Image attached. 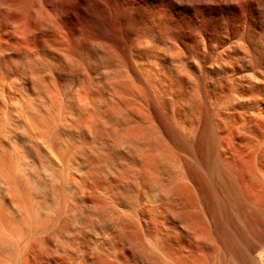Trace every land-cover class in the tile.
<instances>
[{
    "label": "bare ground",
    "instance_id": "1",
    "mask_svg": "<svg viewBox=\"0 0 264 264\" xmlns=\"http://www.w3.org/2000/svg\"><path fill=\"white\" fill-rule=\"evenodd\" d=\"M67 19L65 0H0V122L13 126L12 131L0 128V264H39L45 256L59 264H104L98 255L101 242L106 240L113 250L130 228L115 212L116 205L123 203L135 211L144 197L158 204L159 193L166 201L176 190L187 191L178 158L151 125L140 102L142 94L133 85L114 87L130 112L115 104L109 113L90 110L81 79L80 40L75 37L73 57ZM259 51L256 47L255 56L252 52V68L264 79V55ZM71 72L76 75L73 82L68 80ZM241 79L217 81L216 86L210 82L214 87L210 90V105L218 122L216 128L250 136L247 143L243 140L249 151L247 163L246 158L223 147L220 162L211 167L214 194L210 199V238L204 233L199 241L184 229L157 235L142 228L149 251L158 256L157 264H207L209 258L210 263L224 264L228 240H219L213 229L221 227L230 241L238 237L253 241L258 221L264 222V89L258 84L260 78L251 85ZM179 85L177 100L185 113L189 109L185 87ZM191 108L189 126L199 118L198 107ZM118 116L121 125L116 130ZM97 121L107 136L110 134L127 150L117 174L108 170L109 175L103 176L99 172L102 165L95 166L85 153L90 145L87 136L97 129ZM177 124L186 129L184 122ZM123 183L133 184L136 194L126 189L121 193ZM106 209L111 210L115 222L105 216ZM123 218L130 219L127 215ZM176 221L201 223V217L183 213ZM196 248L204 255L199 256ZM120 257L118 264H129Z\"/></svg>",
    "mask_w": 264,
    "mask_h": 264
},
{
    "label": "rangeland",
    "instance_id": "2",
    "mask_svg": "<svg viewBox=\"0 0 264 264\" xmlns=\"http://www.w3.org/2000/svg\"><path fill=\"white\" fill-rule=\"evenodd\" d=\"M65 2L68 13L67 32L73 57L76 55L75 37L78 36L80 40L81 79L84 81L90 110L94 113L97 110L109 113V108L114 104L125 109V102L117 95L114 87L127 83L133 85L142 94L140 102L150 118L151 125L178 158L187 187V191L183 189L185 192L182 190H176L175 194L172 192L175 196L170 193L172 198L179 196V192L178 200L172 198L170 201L168 195L166 201H170L168 203L171 205L165 201L166 197L159 193L160 191H157L158 204L144 197L142 202L138 203L142 205H139L140 208L137 206L135 211H130L123 203L116 205L114 210L121 215L124 222L126 221L125 225L130 227L126 229L131 232H128L131 236L128 235V230H125L120 236V238L124 236V240L119 239L120 246L117 245L118 248L114 246L113 250L110 249L109 243L103 240L98 255L99 259L103 257L101 260L105 262L100 260V263L118 264L119 256H123L120 258L125 262L128 260L129 264L160 263L157 254L155 257L152 250L149 251L150 248L142 236L144 232L141 231L144 229L143 231L160 235L172 229L181 231L184 229L188 236L199 241L203 240L204 233L210 238V220L213 215L212 210L210 212V205L212 207L210 199L214 194L211 191V167L218 162L217 160L220 162L219 153L223 147H227L237 157L241 155L242 159L246 158L245 162L248 160L249 151H246L243 140L249 141L250 136L247 134L243 136L238 132L228 133L222 128L215 127L217 120L213 117V107L210 105V90L214 88V84L217 85V81L227 82L230 78V81H239L237 79L239 77L241 79L242 72V75H245L242 77L247 80L241 79L244 80V84L251 85L256 78H260L261 83L256 80L252 84L258 83L260 89L261 87L264 89V79L258 77L260 75L253 69L256 47L257 51L260 50L259 52H263L264 55V0H65ZM238 57H240L238 62L237 59L234 61V58ZM233 62L239 64L234 65ZM239 70L242 72L239 73ZM75 77V73L71 72L68 80L73 82ZM210 82H213L212 89ZM179 84L185 87L186 104L189 108L185 109V113L184 110L181 111L183 107L180 108L177 100ZM194 105L198 107L199 118L189 126L191 120L189 112ZM120 120V116L117 119L115 117L116 130H119L117 125H121ZM180 121L184 122L186 129L179 128L177 122ZM96 124L97 129L93 130L92 136H87V143L90 145L85 148V153L92 163L96 164L95 166L102 165L99 172L103 176H108L110 170L117 174L127 150L110 134L109 136L105 134L100 122L97 121ZM0 128L13 130L11 123L6 121L0 122ZM59 129L63 132L61 127ZM132 185L121 184V187L123 186L121 193L126 189L130 190L129 193L136 194ZM104 202L109 203V200ZM105 211H108V214L104 212L105 216L114 221L111 210ZM183 213L200 216L201 223H178L176 220ZM125 214L133 225L128 223L127 218H123L126 217ZM258 222L254 233L256 235L250 237L253 241L238 237L241 241L234 238L233 242L225 236L221 227L213 229L216 231L213 232L214 236L219 240H228L225 241L227 248L223 247L227 252L224 264H264L262 224L264 222ZM138 226L141 228L140 231ZM243 241H250V244ZM228 247L232 249L228 251ZM200 248L205 251L203 246ZM200 248H196L198 250L195 252L203 256L204 252L201 253ZM208 260L210 261V258L206 259L207 264H215ZM39 264L59 262L54 263L45 256Z\"/></svg>",
    "mask_w": 264,
    "mask_h": 264
}]
</instances>
